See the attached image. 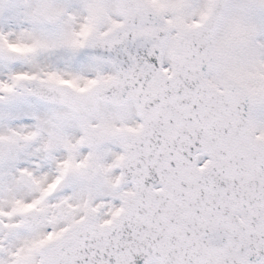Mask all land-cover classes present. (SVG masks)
Returning a JSON list of instances; mask_svg holds the SVG:
<instances>
[{"label": "snow or ice", "instance_id": "obj_1", "mask_svg": "<svg viewBox=\"0 0 264 264\" xmlns=\"http://www.w3.org/2000/svg\"><path fill=\"white\" fill-rule=\"evenodd\" d=\"M12 8L31 27L0 25V60L29 70L0 105L53 111L0 130V264H264V0ZM83 50L93 78L42 62ZM33 143L55 175L7 171Z\"/></svg>", "mask_w": 264, "mask_h": 264}, {"label": "rangeland", "instance_id": "obj_2", "mask_svg": "<svg viewBox=\"0 0 264 264\" xmlns=\"http://www.w3.org/2000/svg\"><path fill=\"white\" fill-rule=\"evenodd\" d=\"M0 2L10 5H20L29 2V0H0ZM59 4L69 5L73 10L78 11L82 0H56ZM0 25H3L6 30L21 31L25 28H30L27 20L22 13H19L15 8L0 18ZM43 31L51 32L50 27H43ZM44 63H52L60 71H67L74 75H79L84 78H93L97 70V64L83 59L79 54L68 55L60 54L53 58H44ZM27 64L16 62H6L0 60V80H5L11 73L28 71ZM53 106L44 105L41 102L28 97L23 101L12 103L9 105H0V130L6 128L11 129H31L35 126L38 119H44L51 114ZM71 134L78 135L77 130H71ZM40 145L33 143L26 146L23 151L19 152L15 160L7 165V171L14 174L17 169L28 168L35 170L41 175H55V164L45 159L39 151ZM107 151H119L118 146H109ZM84 154H87V149H82ZM56 160L63 158V152L55 153ZM72 189L66 188L64 195H70Z\"/></svg>", "mask_w": 264, "mask_h": 264}, {"label": "water", "instance_id": "obj_3", "mask_svg": "<svg viewBox=\"0 0 264 264\" xmlns=\"http://www.w3.org/2000/svg\"><path fill=\"white\" fill-rule=\"evenodd\" d=\"M81 53L83 55H85L86 57L91 58V59H93L94 57H106L107 56V54L103 53L101 50H83V51H81ZM35 98H37V97H35ZM37 99H39V98H37ZM43 102H45V101H43Z\"/></svg>", "mask_w": 264, "mask_h": 264}, {"label": "clouds", "instance_id": "obj_4", "mask_svg": "<svg viewBox=\"0 0 264 264\" xmlns=\"http://www.w3.org/2000/svg\"><path fill=\"white\" fill-rule=\"evenodd\" d=\"M18 150H19V149L14 148V149H12L11 151L13 152V154H15V152L18 151Z\"/></svg>", "mask_w": 264, "mask_h": 264}]
</instances>
